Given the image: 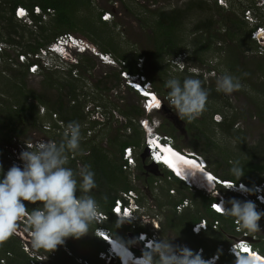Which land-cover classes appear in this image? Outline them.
Instances as JSON below:
<instances>
[{"label": "rangeland", "instance_id": "rangeland-1", "mask_svg": "<svg viewBox=\"0 0 264 264\" xmlns=\"http://www.w3.org/2000/svg\"><path fill=\"white\" fill-rule=\"evenodd\" d=\"M215 1L223 8H215ZM248 6L252 7L248 8ZM78 9L76 21L79 26L76 30L65 29L66 31L62 32L63 34L57 35V32H59L55 20L57 13L54 9L46 10V13H43L40 27L31 24L32 19L29 16L22 19L15 16L19 19L17 20V27L18 29L20 26L22 28H32L36 32L39 30L41 32L43 29L44 32L41 34L52 36L51 41L60 37L61 34H73L82 42H86V44L95 47L99 51L100 48L94 44L95 40L98 43L106 44L114 54H127L129 60H135L138 57V68V62L141 60L142 71L151 80L153 86L165 88L164 83L168 79L178 78L182 81L185 76H190L187 74L192 75L191 70L195 69L202 75L205 85L208 88L213 87L214 91L219 94V98H208L207 111L194 122L186 123L179 119L175 111L169 107L166 101L167 93L162 94L153 88L165 102L166 108L151 110L153 112L150 111L151 113L147 114L142 106L143 98L125 83V79L120 73L119 60L110 51L108 53L115 59V65L104 63L99 56L89 49L84 53L73 50L68 52L72 56L67 57L73 59L72 61H66L55 54L53 56L48 54L53 65L52 69L39 66L35 73L30 74L29 69L18 64L16 59L18 58L21 62L20 54H25L23 51L25 49L24 42L15 45L6 44L7 49L5 50L10 56L5 62H0V100L17 102V98L13 97L15 86H19V83H21L19 82L20 73L27 69L28 76L23 83L26 90L31 88L39 91L48 85L47 87H51L52 92L55 94L57 90L51 83L53 81L66 83V80L69 79L77 84L79 95L76 101L81 106L82 112L97 110L94 115H89L78 121L81 125L80 146L82 151L73 154L77 162V169L84 165L83 161L89 153L88 148L90 145H96L97 149L101 150V153L106 157L105 161L108 167L109 164L122 163L119 156L118 141L129 138L130 134L134 132L133 126L127 129L123 126L127 123V117L122 115V110L132 105H136L144 111L142 116L133 120L138 137L143 138L146 135L141 126V119L148 118L151 124L153 121L157 123L159 121L160 125L157 128L159 132L170 135L173 132L174 143L181 146L185 153L191 154L193 157L201 156L206 161L207 166L211 168L216 166L218 162V158L215 157L216 154L219 157L226 155L237 157L239 161L240 157L241 159L247 157L248 154L246 155L245 149L249 150V148L256 145L259 147L258 150H264V55L259 54L260 50L264 48V36L259 38V46H256L252 41H248L244 35L255 24L256 13L264 14V0H258L257 2L256 0H81ZM173 9L185 13H183L182 26L177 33L179 50L175 54H163L162 58L164 60L160 58L159 60L153 31L156 28L159 12ZM106 12L111 15V18L107 21V24H103L99 21V15L102 19V14ZM204 22L205 24H203ZM262 28V35H264V27ZM235 30H238V32L234 33ZM30 36L27 32L25 38L29 39ZM251 36L253 37V32ZM208 41H210L209 44H207ZM204 45H208L209 48ZM174 57L176 60L178 57L180 67L176 63L177 61L172 60ZM186 69H188V73H185ZM115 71H119V77L112 80L110 76L113 77ZM225 71L240 77L247 90L235 92L231 96L217 92L216 78ZM243 73H248V75L243 76ZM60 90L61 88L58 89V92ZM96 98H99L102 103H98ZM28 102L36 103V100L29 99ZM96 104H99L101 109L95 108ZM44 107L45 111L43 112L40 108L37 123L25 135L15 137L18 144L14 143L15 138H13L11 143L4 145L2 152L0 150V164L3 165L5 172L14 163L22 166L18 156L21 150L26 148L25 140H31L30 143L33 144L41 140L53 142L54 138L52 137L58 136V131L56 133L47 132L46 127L41 125L49 120L46 115L47 108ZM216 117H222V121L219 123H222L225 117H227V120L231 119V128L223 130L218 125ZM94 118L100 120L101 123L96 126L91 125L90 120ZM45 124L49 123L46 122ZM197 127L203 130L201 135L198 134ZM189 128L192 129L189 130ZM230 131L235 134L229 133ZM85 139L89 140V145H83L82 141ZM208 140L212 142V149L202 153L201 150L205 149L206 146L204 142ZM133 156L136 164L138 156L142 162L148 157L145 147L141 144L133 147ZM209 156H212L211 161H208ZM257 157L261 159L257 162L264 161V153L257 155ZM128 170L130 172L128 176L130 182H132L134 188L140 191L137 195L142 199L141 205H145L146 212L157 219V221L151 219L149 224H142L146 230L150 231L151 228H156L158 223L161 228L166 216L172 212V202L184 197V195L188 197L184 198L189 201L188 208H190L191 213L207 215L201 204H195L190 199L191 191L182 189L181 192H178V186L168 181V178L164 179L163 174L159 171L147 167L142 171L140 168H136V165ZM150 174L154 177H151ZM122 179L121 176H118L114 186V188L119 189V194L123 192L120 189ZM104 180L107 182V177ZM97 185L98 187L93 189L91 193L95 198L97 191H100L103 186H107L99 182ZM203 193L211 195L206 191H203ZM234 197L242 201L245 200L242 197ZM97 201L104 213L102 203L98 199ZM163 202L166 204L162 205ZM35 206L32 204V207ZM125 224L131 225V223ZM260 225L261 232L251 237L264 236V222ZM24 228L25 225L21 222L17 230V236L20 238L24 250L28 249L26 252L29 256H32L35 252L30 248L29 236ZM160 228L156 229L158 231L157 238L171 239L173 244L178 245L183 242L193 248L194 242L187 240L180 232ZM117 231L123 239H130L127 236V229L121 226L117 228ZM111 232L113 231L111 230ZM241 235H244V232H238L236 225L235 230L227 227V229L211 231L210 234L205 233L200 237L205 238L208 236L206 240L214 244L218 239L224 247L232 242L229 239H232L233 236L240 237ZM91 239V232L80 239L73 238L74 244L78 245L77 248H81L84 254L93 257L95 248L89 242ZM134 245L141 248L139 244ZM62 248L71 253L68 251V247L62 246ZM38 259L42 263L35 264L49 262V259L47 260L44 256L38 257ZM79 261L90 264L89 261L85 262L84 259H79ZM113 262L114 260L110 261L109 264Z\"/></svg>", "mask_w": 264, "mask_h": 264}, {"label": "clouds", "instance_id": "clouds-1", "mask_svg": "<svg viewBox=\"0 0 264 264\" xmlns=\"http://www.w3.org/2000/svg\"><path fill=\"white\" fill-rule=\"evenodd\" d=\"M36 6L33 8L35 14L40 16H42L43 13L45 14L47 9L43 10V8L39 6V10H36ZM18 7L26 10L19 19L25 16L30 17L27 8L23 6ZM18 7L15 9L16 17ZM110 18L111 15L109 13L106 12L102 14L103 20L109 21ZM262 27L264 26H258L252 31L253 39H256V34L258 38L264 36L262 35ZM62 39H64L63 45L58 42V40L62 41ZM51 44L53 45L50 46ZM92 47L86 44V42H82V40L75 37L73 34H61L60 37H57L44 47L47 49V53L43 56V60H48V62H50L51 59L48 54H50V56L55 54L66 61H72L73 59L67 58L72 56L68 52L76 50L79 53H84L89 49L99 56L104 63L110 65L116 64L111 54ZM259 54L264 55V48L260 50ZM172 60L177 61L176 63L180 67L181 64L178 63V57L177 60L175 57L172 58ZM17 62L24 64L27 68V63L20 62L18 58ZM118 65L120 66L121 76L125 79V83L130 89L138 93L141 98L147 96L148 91L146 89L143 87V89L135 87L126 81L128 76L122 73L123 71H128L124 68L125 62H119ZM45 66L50 70L53 67L51 62ZM191 71L192 75L185 77L182 81L178 78H170L165 81V88L168 90L166 101L169 107L175 111L179 119L186 123L194 122L207 111L208 97L210 94L209 90L204 87V81L199 78L200 73L195 69ZM141 73L144 74L140 67L139 72H130L132 75H140ZM242 75L247 76L248 73H243ZM142 82L143 84L147 82L151 89L154 88L151 80L148 79L147 76ZM242 90L247 89L241 82L240 77L225 71L216 78V91L219 93L231 96L233 93ZM157 96L160 97L159 95ZM158 105L159 106H156L157 108H154L153 111L160 110L163 108V105L166 106L165 103H160ZM42 107L45 109L44 106L40 108ZM144 110L147 114L151 113L147 112L145 108ZM216 120L217 123H219L222 121V117H216ZM140 122L146 134L144 137V147L153 164H166L165 166L170 169L176 177L183 180L187 186H194L211 193L215 199L219 198V195L224 197H221L218 206L213 205V210L215 212L211 211L215 214L233 218L237 225L238 232H244V235L240 237L233 236L232 239H230L232 242L224 247L222 243L219 244L227 254L235 259V264H264V261L250 255L253 250V254H257L258 252L264 256V253H261L253 245L256 236L251 237L261 232V225L259 222L261 218L264 217V195H258L257 197L262 202V208L258 209L254 201L244 198L241 194L260 193L262 191L261 187L254 185L249 188L243 183H240L238 187L236 183L226 185L227 183L225 180L229 179H223L215 175L212 171H206L208 169L207 163L199 155L194 157V160L199 163L197 164L198 166L181 165V172L177 173L175 169L171 168V165L168 164L167 161L164 163L159 162L156 155L163 153V156H165L164 151L170 152L177 158H187V156L193 157V155L185 153L183 149H178L174 144L172 135L159 132L157 130L160 125L159 121L158 123L153 121L151 124L148 118H143ZM148 125L151 127H148ZM81 137V125L77 121H71L64 127L62 139L58 143L46 140H41L34 144L25 143L26 148L21 150L18 156V159L22 162V166L14 163L5 172L3 165L0 164V247H3L10 238L17 234L21 222L24 223V230L29 236L30 248L37 252L43 249L47 253L54 252L57 250L58 246L65 245L68 238L80 239L84 237L90 232H93L94 226L97 227L98 224L102 223L101 206L97 199L91 194L92 190L98 187L95 180V172L92 170L91 165L86 164L76 170L66 166L69 163V153L75 154L82 151L80 146ZM129 147H131L129 153L134 158L133 146H126L123 149V163H127L128 157H125V153L127 152L126 148ZM229 163L232 164V167L229 169L230 173L236 178L235 182H239L238 180L244 175L243 166L239 161H229ZM135 165L137 164L134 158L133 162H129L130 169ZM185 169H187V171H184ZM198 172L202 173L206 178L208 189L201 188L195 181L190 182L189 179H187L189 175H195ZM213 175L216 176V178ZM221 187L235 194H239L245 200L242 201L235 197L226 200L225 195L219 191ZM133 191L136 195H133L134 203H132L131 206L132 211L123 210L122 212H113L117 216L115 228H120L125 223H132L137 217H140L134 212H137L139 215L142 213L148 214L146 209H144L145 205H141L139 201L138 193H136L135 190ZM103 199L107 200V197L104 196ZM25 202L37 205V207L32 208L31 212H29ZM134 204H136V206H134ZM227 205L231 206L228 207ZM186 207H188V205ZM215 219L219 220V218ZM141 222L144 224L151 223V221H145L143 219ZM203 222L205 225L202 224ZM197 223L200 224L196 225L195 229L191 227L194 234H201L208 230L209 224L206 218H202L193 225ZM102 226L108 228L104 223ZM95 229V235L100 237L106 244V249L100 251L98 255L108 261L114 260L119 264H221V254L219 251L206 254L202 246L198 247L204 249L203 256L206 258L213 254L216 255L210 259H204L202 256L203 250L196 251L198 247L193 246L192 248L187 244L194 249L193 251L187 246H182L183 242L181 245H178L173 244L171 239H164L162 237L146 239V234L141 233L138 240L145 242L143 247V244L138 242L137 239L124 240L115 232L111 231L106 233L105 236H102ZM132 233L136 236L135 230H133ZM134 244L140 245L141 248L139 249H142L141 255L135 256L136 253L131 248ZM25 251H28V249H25Z\"/></svg>", "mask_w": 264, "mask_h": 264}, {"label": "trees", "instance_id": "trees-1", "mask_svg": "<svg viewBox=\"0 0 264 264\" xmlns=\"http://www.w3.org/2000/svg\"><path fill=\"white\" fill-rule=\"evenodd\" d=\"M257 2V1H256ZM81 3V0H0V40H5L4 42L6 44H23L25 49L23 50L24 53L27 52H36L42 47L47 46L51 42L52 36L50 35H43L41 34L43 29L36 32V30L32 28H20L18 29L17 25V19L15 17V9L18 6H23L29 10L30 17L32 19V23L36 27L41 26V16L37 15L33 12V8L36 5H39L43 8V10H46L47 8L54 9V11L57 13L56 15V25H57V35L65 32L66 30H76L77 26H79V23H77V15L76 12L79 10V5ZM4 4V5H2ZM200 5V3H199ZM214 7L217 9L223 8V6L218 5L217 2H214ZM251 8L252 6H248V8ZM184 12L181 10H170V11H161L159 12L158 19L156 21V28L153 31L154 37L156 38V48L158 59L164 60L162 58L163 54H175L179 50V40L177 41V33L180 30V27L182 26V19L184 17ZM99 21L103 24H107L108 22L105 20H102L99 15ZM90 23V22H89ZM205 24V22L203 23ZM26 25V24H25ZM258 26H264V14L256 13V22L253 24V26L250 28L249 31H246V34H244L247 37L248 41H252L256 46H259V38L256 37V39H253L251 36L252 31L256 29ZM199 27V25H198ZM237 27V26H235ZM240 27V26H239ZM231 28V27H229ZM66 29V30H65ZM5 31V32H4ZM28 32V36H30L29 39H26V33ZM238 30H235L234 33H237ZM5 34V35H4ZM41 34V35H40ZM63 34V33H62ZM7 35V36H6ZM96 39V38H95ZM98 41V40H97ZM102 52H112L111 49H109L106 44H101L100 42L94 41ZM210 41L207 42L209 44ZM104 45V46H103ZM108 45V44H107ZM206 48H209L208 45H204ZM114 54V53H113ZM115 57L119 60V62H125L124 68L130 71L131 73L139 72V68L137 66V59L135 60H129L127 54H114ZM3 56V62H5L10 54L4 51L2 54ZM87 57V56H85ZM17 59V58H16ZM123 59V60H122ZM159 59V60H160ZM20 64V63H18ZM93 65V63H91ZM24 66V64H20ZM91 65V66H92ZM163 68V67H162ZM164 69V68H163ZM166 69V68H165ZM188 69L185 70V73H188ZM48 73V72H46ZM114 76H110L112 80L118 79L119 77V71L113 72ZM191 75V74H187ZM28 76L27 69L23 70L20 73L19 78V86H15V92L13 93V97L17 98V102H8L7 100H0V150L2 152L4 145L9 144L12 142L13 138L16 136H23L26 134L28 130H30L36 123L37 118L40 115V107L46 106L47 108V116L49 117V120L46 121L50 124V128L47 129V132H57V137H52L53 142H59L62 139V133L64 131V127L71 121H79L81 119H85L89 115H94V112L97 111L96 109H93L89 112H82L81 106H79L78 101V95L77 92V84L73 82L72 80L67 79L66 83L53 81L51 85L57 90V92L54 94L52 92L51 87L43 88L39 91H35L33 89L26 90L23 83L25 78ZM187 77V76H185ZM184 77V78H185ZM183 78V79H184ZM199 78L204 81L202 75L199 76ZM182 79V80H183ZM165 84V83H164ZM55 85V86H54ZM64 86V87H63ZM63 87V88H62ZM155 89H157L160 93L166 94L168 90L163 87L153 86ZM204 87L209 90V97L208 98H219L218 93L214 91L213 87L208 88V86L205 85L204 81ZM61 90L58 92V89ZM109 88V87H106ZM105 89V87H104ZM29 99H35L36 103L34 102H28ZM98 100V103L101 102L99 98H96ZM102 103V102H101ZM101 109V106L99 104H96L95 108ZM56 113L58 118L55 119L52 116V113ZM144 114L143 109L139 108L136 105L129 106L125 110H122V115L127 117V123L123 124V126L127 128H131L133 126L134 132L130 134L129 138L122 139L119 142V156L122 159V163L119 164H109V167L107 166V162L105 161L106 157L104 154L101 153V150L97 149L96 145H90L89 146V153L87 156H85V159L83 161V164H90L92 167V170L95 172V180L96 183H104L107 186H103L100 191H97L96 198L102 203L103 211L107 215V219L104 222L105 225H107L110 230L115 232L118 236L122 237L121 234L118 233L117 228H115V221L117 220V216L112 212L111 207L114 204L115 199L120 195L119 189L114 188L116 185V180L118 176L122 177V184H121V191H128V190H135L136 193H140V191L136 188H134V185H132V182H130L128 176L130 174L129 170L125 169L123 167V149L126 146H137L142 145L144 146V137L140 138L137 135V128L134 127L133 120L136 117L142 116ZM52 121V123H51ZM45 122V123H46ZM91 125L96 126L97 124H100V120L94 118L90 120ZM45 123L41 125H46ZM222 127L223 130H229L232 126L231 119L227 120V117H225V120L222 123H218ZM141 127V126H140ZM192 128H189L191 130ZM198 134H202V129L198 128ZM229 133L235 134L232 131ZM172 135L173 132H171ZM238 137V136H237ZM29 142L31 140H25V142ZM92 141V139H91ZM14 143L18 144V141L14 140ZM83 145H89V140H83ZM212 142L210 140L204 142V145H206L202 149V153H205L206 150L212 149ZM175 146L182 150L181 146L174 143ZM197 147V144H196ZM207 148V149H206ZM258 146H254L252 148H249V150L245 149V153L247 157L245 159H241L240 157V164L244 168V175L241 177L238 181H244L247 184H249L251 187L255 183H259L264 181V161L261 163L257 162L258 160H261L257 157V155H260L264 153V150H258ZM74 153H69V163L67 167H73L74 170L77 169V162L75 160ZM1 155V154H0ZM71 156V157H70ZM211 157H208V161H211ZM217 157V164L216 166H213L212 168L208 166V169L212 171L215 175L223 178V179H229L236 181V178L230 173L229 169L232 167V164L229 163L230 161H238L237 157L232 156H218ZM260 157V156H259ZM262 158V157H261ZM227 165V166H226ZM107 166V167H106ZM150 168L156 171H159L163 174L164 179H169L168 181H171L173 184L178 186V192H181L180 190L185 189L190 192V199L195 204H201V206L205 209L207 215L202 214H194L190 212V208L186 207L181 212H178L176 210V205L183 200L184 197H181L177 200H174L172 202V212L170 215H165L166 219L162 223L160 229H171L175 230V232H180V234L183 237H186L187 240H192L194 242V246H202L205 249L206 254H211L216 251H219L221 254V264H235V259L227 254L225 250L219 245L221 242L216 241V244L208 242L206 238L209 236H206L205 238H202L203 234L207 233L210 234L211 231H216L219 229H227V227L231 228V230H235V223L233 218L231 217H225L219 214H215L211 211L209 204L210 202L215 199L214 196L210 194H205L201 189H198L194 186H187L183 182V180L176 177L173 172L168 169L163 164H153L149 157L145 161H141V158L137 157V165L136 168H140V170L144 171V169ZM210 167V168H209ZM225 168V169H224ZM229 168V169H228ZM125 173V174H124ZM127 174V175H126ZM151 177H154V175L150 174ZM107 177V182H105L104 178ZM120 184V183H119ZM114 189V190H113ZM167 191V190H166ZM219 191L222 192L225 195L226 200L229 198H233L234 196L242 197L239 194H235L233 192H230L226 190L224 187L219 188ZM168 193V192H167ZM106 196L107 200H104L103 197ZM188 198V197H186ZM243 198V197H242ZM244 199V198H243ZM141 197L139 196V201L141 202ZM192 202V203H193ZM26 207L28 208V211L31 212L32 204H29L28 202H25ZM166 203H162V205H165ZM230 207L231 205H227ZM102 211V210H101ZM202 218H206L208 220V230L204 231L201 234H194L191 230V227L194 223L200 221ZM215 218H219L220 225L218 228L212 227V220ZM111 221V222H110ZM264 222V217L261 218L260 224ZM96 226L93 227L92 239L89 240L90 243L95 248L93 257L88 256L84 254L81 248H77L78 245L74 244L73 238H68L66 240L65 245H62L63 247H68V251L71 253H68L67 250H64L62 246H58L57 250L54 252L47 253L43 249L40 251H34L35 253L32 256H29V254L24 250L23 244L20 241V238L15 234L12 238H10L3 247H0V260L2 258H5L7 264H35V263H42L41 260L38 259V257L44 256L49 259V262L46 264H85L83 261H79V259H84L85 262H90V264H109L110 261L101 258L98 254L100 251H103L106 249V244L103 242V240L95 235V229ZM123 228L128 230L127 236H129L130 232H133L132 230V223L131 225H122ZM145 227L141 225V223H138L137 225V231L143 230ZM212 236V235H210ZM128 240V239H124ZM230 240V239H229ZM253 245L261 252L264 253V236L256 235V238L253 241ZM131 248L134 250L136 255H141L142 249L137 248L135 245H132ZM107 261V262H106ZM1 264V263H0ZM112 264H119L117 261H114Z\"/></svg>", "mask_w": 264, "mask_h": 264}, {"label": "built area", "instance_id": "built-area-1", "mask_svg": "<svg viewBox=\"0 0 264 264\" xmlns=\"http://www.w3.org/2000/svg\"><path fill=\"white\" fill-rule=\"evenodd\" d=\"M36 10H39V6H36L35 8ZM51 8H47V11H50ZM26 10L25 9H21V7H18L17 8V17L20 18L21 15H23V13L25 12ZM46 13V12H45ZM263 31V30H262ZM256 36L258 37V35L256 34ZM65 38V37H63ZM63 41L64 39L61 40H58L59 44L63 45ZM53 44H51L50 46H52ZM6 44L5 42L1 41L0 40V62L3 61V56L2 54L4 53L5 49H6ZM47 53V49L42 47L40 48L39 50H37L36 52H29L27 54H20V60L22 63H27V68L29 69V72L30 73H35L38 69H39V66L41 67H44V68H48L46 67L45 65L46 64H50V62H48V60H43V56ZM141 60L140 62L138 63L139 67L141 68ZM124 75L128 76L126 78V81L130 84V85H133L135 87H140V88H144L146 89L148 92H147V96H144L143 97V101H142V105H143V108L146 109L147 112H150L152 110V107H153V103L157 100L158 101V104H163L165 103L161 97H158L156 91H154V89H151L149 84L146 82L145 84H143L142 80H144L146 78V76L141 73L140 75H132L130 74L129 71H123L122 72ZM148 81V80H147ZM142 88V89H143ZM160 98V99H159ZM159 106V105H157ZM42 112L45 111V109L42 107L41 108ZM152 112V111H151ZM52 116L53 118L57 119L58 116L56 113H52ZM46 128L45 129H49L50 128V124H46L44 125ZM25 143H30L29 142H25ZM26 145V144H25ZM22 147V146H21ZM127 149V152L125 153V157H128L127 158V163H123V167L125 169H130V166H129V162H133L134 161V158L130 155L129 151L131 150V147L129 148H126ZM216 178V176H215ZM225 182L227 183L226 185H230V184H234L236 183L237 187L240 183H243L245 184L247 187L251 188V186L247 185L245 182H242V181H239V182H235L233 180H225ZM260 186L262 191L260 193H255V194H242V196L248 200H252L254 201L256 204H257V208H262V202L257 198L258 195H264V181L262 182H259V183H255L253 184V186ZM252 186V187H253ZM171 191H174V190H171ZM133 195L135 196L136 194L134 193L133 190H128V191H123L121 192V194L115 199L114 201V204L113 206L111 207V210L112 212H122L123 210H128V211H132V203H134L133 201ZM221 197H223L222 195H219V198L213 200L210 202V208L212 211L213 210V205H217L218 206V202L219 200L221 199ZM224 198V197H223ZM187 205H189V201L188 199L184 198L181 202H179L177 205H176V209L178 212H181ZM134 206H136V204H134ZM215 212V211H214ZM136 215L140 216V217H137L133 222H132V227H133V230L136 231V236H137V241L142 243L143 244V247H144V241H139L138 238L140 236L141 233H144L146 234V239H152V238H157V235H158V231L156 230L157 228L159 229L160 226H159V223L156 225V228H151V230H146V229H143V230H140L137 232V225L138 223H141L143 225H146V224H149V223H142V219L145 220V221H151L152 220H156L157 219L154 217V216H151L150 214H146V213H142L141 215H139L137 212H134ZM101 219H102V223L98 224L97 227H96V231L98 233H100L102 236H105L106 233H109L111 230L109 228H105L102 226V224L105 222V220L107 219V215L105 213H103L101 211ZM204 221V220H203ZM219 220L218 219H214L213 220V223H212V226L213 227H218L219 225ZM200 223H197L195 225L192 226V229H195L196 225H199ZM202 224L205 225V223L203 222ZM100 230V231H99ZM182 246H187L189 247L187 244L185 243H182ZM190 249H192L191 247H189ZM203 250L202 251V256L204 254V249L202 247H198L196 249V251H199V250ZM194 251V249H192ZM216 254H213L209 257H205L203 256L204 259H210L212 258L213 256H215ZM0 263L1 264H6V260L5 258H2L0 260Z\"/></svg>", "mask_w": 264, "mask_h": 264}, {"label": "bare ground", "instance_id": "bare-ground-1", "mask_svg": "<svg viewBox=\"0 0 264 264\" xmlns=\"http://www.w3.org/2000/svg\"><path fill=\"white\" fill-rule=\"evenodd\" d=\"M22 9V8H21ZM158 105V101L156 100L154 103H153V107H152V110H154V108L156 109ZM148 127H150L148 125ZM165 152V156H163V153H161L160 155H156L157 157V160H159V162H165L167 161L168 164L171 165V168L172 169H175V171L177 173H180L181 172V165H197L199 164L198 162H196L194 160V157L192 156H187V158H183V157H176L174 155H172L170 152L168 151H164ZM185 155V154H183ZM166 165V164H165ZM198 166V165H197ZM200 167V166H199ZM184 171H187V169H185ZM206 171L210 172L209 169H207ZM208 175V174H207ZM210 176V175H208ZM214 176V175H213ZM215 177V176H214ZM190 182L192 181H195V183L201 187V188H207L208 189V185H207V180L206 178L203 176L202 173H196L195 175H189L188 178ZM132 251V250H131ZM253 250L251 251V254L252 256H255L257 257L258 259H260L261 261H264V256H262L260 253L257 252V254H253ZM135 256H138V255H135Z\"/></svg>", "mask_w": 264, "mask_h": 264}, {"label": "water", "instance_id": "water-1", "mask_svg": "<svg viewBox=\"0 0 264 264\" xmlns=\"http://www.w3.org/2000/svg\"><path fill=\"white\" fill-rule=\"evenodd\" d=\"M163 108L165 109L166 108V106L165 105H163ZM129 237H130V239H137L136 238V236H135V234L134 233H129Z\"/></svg>", "mask_w": 264, "mask_h": 264}]
</instances>
